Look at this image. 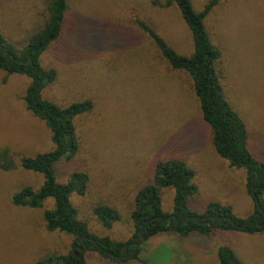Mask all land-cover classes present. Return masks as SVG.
Wrapping results in <instances>:
<instances>
[{"label": "rangeland", "instance_id": "rangeland-1", "mask_svg": "<svg viewBox=\"0 0 264 264\" xmlns=\"http://www.w3.org/2000/svg\"><path fill=\"white\" fill-rule=\"evenodd\" d=\"M48 1L0 0V33L20 47L44 18ZM209 1L191 0L195 11ZM157 2L165 0H67L63 31L40 61L57 73L43 98L61 106L92 103L89 112L74 119L79 149L70 161L55 166L56 180L65 182L75 171L88 175L85 196L73 195L72 206L92 234L117 242L132 235L134 196L151 181L159 160L182 159L194 171L197 193L191 210L203 212L209 203H220L245 221L254 209L245 171L229 167L212 147L190 78L166 68L135 24L148 22L178 54L189 56L193 46L178 10ZM204 24L220 52L215 70L224 97L245 124L248 150L264 161V0H217ZM28 82L0 71V150L7 148L15 162L14 170H0V264H35L74 246L72 237L45 229L42 213L52 207L51 200L42 209L10 204L22 187L38 189L42 183L19 160L52 148L48 128L22 101ZM160 197L162 210L170 212L173 191L163 189ZM97 204L121 211L110 230L92 215ZM140 247L139 261L114 263L85 252L84 264H219V247L230 248L242 264H264V230L187 238L164 233Z\"/></svg>", "mask_w": 264, "mask_h": 264}, {"label": "trees", "instance_id": "trees-1", "mask_svg": "<svg viewBox=\"0 0 264 264\" xmlns=\"http://www.w3.org/2000/svg\"><path fill=\"white\" fill-rule=\"evenodd\" d=\"M210 0L200 11H195L191 0H165L157 2L162 8L174 5L178 10L190 34L193 52L189 56L178 54L148 22L136 20L135 24L153 43L159 58L166 68L186 74L191 82L194 94L198 99L201 117L211 130V144L216 154L226 161L231 168L244 170L246 187L256 210L255 198L264 210L262 191L264 189V161L258 160L248 150V133L238 112L225 99L215 64L220 52L211 43L205 29V18L216 4ZM68 10L67 0H49L44 18L22 42L20 47L10 43L0 33V71L8 75H22L29 82L25 88L22 101L25 109L34 118L43 122L50 134L51 150L38 153L32 157H22L19 165L22 169L38 174L42 183L38 189L24 186L11 197L15 207L42 209L47 200L52 207L44 209L42 220L48 232H60L73 238L82 239L85 251L76 250L65 254H46L35 264H84V253L94 252L114 263L139 261L141 247L125 248L137 245L141 238L147 242L150 238L164 233H174L182 238L189 236L208 237L215 231H239L254 235L264 230L252 220L245 223L237 218L228 205L209 203L203 212L193 211L189 202L197 193L194 183L195 173L187 164L178 158L159 160L153 168L151 181L143 185L135 194L129 219L133 228L132 235L124 242L111 240L108 236L98 237L92 234L87 223L80 220L73 207V195L85 196L89 177L86 173L75 171L65 182L56 180L55 166L61 161H70L79 149L74 126V119L92 109L89 100L61 106L43 98V91L52 85L57 73L54 69L44 68L41 64L43 53L57 40L64 28ZM5 79L2 81L5 83ZM15 162L12 153L7 149L0 150V170H14ZM255 188V198L251 194ZM173 191L172 209L162 210L161 190ZM92 215L101 226L110 230L114 223L120 221L122 214L118 208L97 204L92 208ZM171 220L168 225L163 221ZM187 219L183 225L180 223ZM81 249V246H80ZM219 264H242L228 247H219L216 252Z\"/></svg>", "mask_w": 264, "mask_h": 264}, {"label": "water", "instance_id": "water-1", "mask_svg": "<svg viewBox=\"0 0 264 264\" xmlns=\"http://www.w3.org/2000/svg\"><path fill=\"white\" fill-rule=\"evenodd\" d=\"M255 190H256L255 188H251V194L254 196V198H255ZM260 190H261L262 192H264V189H260ZM255 202H256V207H257L258 211L261 210V211H262V214L264 215V212H263V210L261 209V206H260V204H259V202H258V200H257L256 198H255ZM251 218H252V217H249L247 220H245V223L248 222V221H250ZM170 220H171L174 224H176V223H175V219H174L173 217H167V218H165V220L163 221V223H164L165 225H168ZM186 220H187V219H184V220L180 223V225H183V224L186 222ZM82 239H86V237H82V238L77 239L76 245H74L73 248H72V250H71V252H72V254H73L74 256H75V253H74V252H75L76 250H79V251L82 252V253L85 251V244H83V243L81 242ZM144 241H145L144 238H141V241H140L137 245H134L133 247H128V246L124 247V248L122 249L121 256L123 255V252H124L125 248H133V249H136V248L140 247V246L144 243ZM78 245L81 246V249L78 248Z\"/></svg>", "mask_w": 264, "mask_h": 264}, {"label": "flooded vegetation", "instance_id": "flooded-vegetation-1", "mask_svg": "<svg viewBox=\"0 0 264 264\" xmlns=\"http://www.w3.org/2000/svg\"><path fill=\"white\" fill-rule=\"evenodd\" d=\"M261 209L263 210L262 206H261ZM263 212H264V210H263ZM250 217H252L250 221L254 220L258 224L259 227L264 226V215L262 214L261 210L258 211V209L256 208V210H253ZM78 248L80 249L79 245H78Z\"/></svg>", "mask_w": 264, "mask_h": 264}]
</instances>
